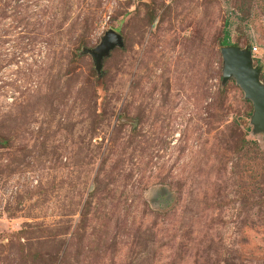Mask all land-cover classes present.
Masks as SVG:
<instances>
[{"label":"rangeland","instance_id":"obj_1","mask_svg":"<svg viewBox=\"0 0 264 264\" xmlns=\"http://www.w3.org/2000/svg\"><path fill=\"white\" fill-rule=\"evenodd\" d=\"M226 31L264 83V0H0V264H264Z\"/></svg>","mask_w":264,"mask_h":264},{"label":"water","instance_id":"obj_2","mask_svg":"<svg viewBox=\"0 0 264 264\" xmlns=\"http://www.w3.org/2000/svg\"><path fill=\"white\" fill-rule=\"evenodd\" d=\"M125 42L122 34L115 30L105 33L101 44L95 49L83 48L82 54L91 55L94 66L103 76L104 61L111 57L116 49H123ZM223 59V79L225 85L231 79L244 93V99L251 101L254 112L251 122L256 131H264V83L261 80V68L254 65L250 48L228 46L221 49Z\"/></svg>","mask_w":264,"mask_h":264},{"label":"trees","instance_id":"obj_3","mask_svg":"<svg viewBox=\"0 0 264 264\" xmlns=\"http://www.w3.org/2000/svg\"><path fill=\"white\" fill-rule=\"evenodd\" d=\"M229 32L228 31H226V33H225V37H224V40L222 41V44H221V47L222 48H224V47H228V46H238V45H233V44H230V42H229ZM86 44V43H85ZM86 45H88V44H86ZM87 48H90V46H86ZM117 50V49H116ZM112 54H113V52H112ZM111 54V55H112ZM109 59V58H108ZM107 59H105V61H106ZM95 71H96V69H95ZM97 72V71H96ZM96 72H94V73H96ZM98 74V73H97ZM103 75H104V68H103ZM98 77H99V74H98ZM229 83H233L234 81H232V80H230V81H228ZM241 89V88H240ZM220 91H221V94H219L220 95V97H222L223 99H226V95H228L229 94V91H228V83L224 86V88H221L220 89ZM242 92L243 91H241V95L243 96V94H242ZM242 105H243V107H244V109L246 108V110H245V113H244V118H245V121L246 122H248V120H250L251 118H252V116H253V112H254V108H253V104H252V102L251 101H248V100H245V99H242ZM242 117V118H243ZM238 144H240V146H242L243 148H245L246 147V145L248 144V141L246 140V138L245 137H242L241 139H240V142L238 143Z\"/></svg>","mask_w":264,"mask_h":264}]
</instances>
